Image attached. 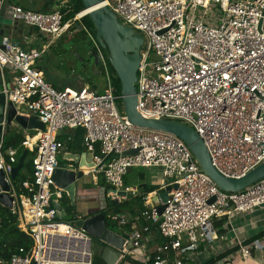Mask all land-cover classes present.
<instances>
[{
    "label": "built area",
    "instance_id": "obj_1",
    "mask_svg": "<svg viewBox=\"0 0 264 264\" xmlns=\"http://www.w3.org/2000/svg\"><path fill=\"white\" fill-rule=\"evenodd\" d=\"M101 4L144 38L136 82L137 109L143 116L192 126L203 138L213 165L226 177H241L264 162V0H102ZM3 6L13 19L54 37L70 33L73 23L87 14L81 11L64 21L59 9L42 12L0 0V11ZM79 29L93 40L105 68L103 91L90 85L59 88L48 81L38 66L46 45L25 49L9 38L0 44V93L18 113L35 114L45 124L43 131L25 130L22 145L35 154L33 173L18 189L11 178L18 148L3 152V139L0 142V169L14 197L10 212L32 241L28 248L19 246L9 259L0 257V264H95L94 237L76 222L59 218L60 210L53 204L64 194L53 179L64 147L57 132L76 127L84 129V145L94 163L85 173L102 174L104 188L118 201L128 195L143 201L145 208L135 218L149 224L132 222L128 210L108 215L125 228L121 258L131 254L130 246L141 249L142 264H194L196 257H216L224 240L218 223L231 225L235 214L263 206L264 178L241 191L223 190L179 136L134 124L120 111L117 102L122 94L114 89L105 52L85 25ZM28 44L32 45L30 40ZM130 167H157L164 178L161 187L172 185L161 214L152 191L142 193L138 185L125 183ZM150 224L165 239L152 248ZM236 245L235 252L214 264H227L234 254L251 257L254 250L264 249V237Z\"/></svg>",
    "mask_w": 264,
    "mask_h": 264
},
{
    "label": "water",
    "instance_id": "obj_2",
    "mask_svg": "<svg viewBox=\"0 0 264 264\" xmlns=\"http://www.w3.org/2000/svg\"><path fill=\"white\" fill-rule=\"evenodd\" d=\"M84 9L91 8L87 11L94 27L96 29V39L102 48L108 50V60L112 64L117 76L121 82L122 103L124 112L129 119L136 125L147 128L160 129L172 132L183 139L192 150L195 158L199 162L202 170L207 172L220 188L226 191H241L255 182L264 178V162L251 169L241 177H226L220 173L213 165L210 154L203 138L190 125L176 119L166 118H148L143 116L137 109V78L138 69L142 61L140 52L144 43V38L135 29L119 21L117 15L108 7L100 5L102 0H82ZM24 26L22 19H13L7 13L6 6L0 11V44L5 38H9L12 44L25 49H31V44L23 42L22 37L14 36V31H22ZM50 34V33H46ZM51 35V34H50ZM93 55L96 62L99 63L98 52L95 50ZM5 121V133L10 131L13 123L19 125L24 130H41L45 129V124L35 114L25 115L18 113L12 102L6 103V97L3 92L0 93V142L3 139V123ZM62 130H58V136ZM136 150H130L128 153H135ZM28 155V149H24L19 156L18 163L14 166L11 173L13 181L19 176L20 171L25 165ZM114 156H118L117 153ZM109 156L106 157V159ZM87 167L93 166L91 157H88ZM86 175L83 168L77 165L58 166L53 173L55 183L64 189L69 197L74 200L77 190V184L82 177ZM6 173L0 169V205L10 209L14 197L11 195L12 185L5 179ZM177 187V185H173ZM172 189V185H167L163 192L156 195L158 200V212L161 214L165 205L161 204L167 200V194ZM121 194H125L121 191ZM214 198L211 199L213 201ZM116 202V199L113 200ZM58 207V206H57ZM58 217L63 218L65 211L61 206ZM1 224V218H0ZM76 225L82 227L93 237L99 238L106 243L103 249L102 257L107 264H117L121 258V250L124 247L125 238L120 232L110 229L107 225L104 212L96 213L87 218H81L76 221Z\"/></svg>",
    "mask_w": 264,
    "mask_h": 264
},
{
    "label": "crops",
    "instance_id": "obj_3",
    "mask_svg": "<svg viewBox=\"0 0 264 264\" xmlns=\"http://www.w3.org/2000/svg\"><path fill=\"white\" fill-rule=\"evenodd\" d=\"M19 5L23 6L26 9H31V10H42V9L50 10V9H55L59 7L58 6L59 4L58 2H56V0H27V4L25 5L19 4ZM35 6L37 7L36 9H34ZM31 27H34V26H29V25L24 24L22 31L20 30L14 31V36L22 37L23 42L24 43L27 42V44L30 40L33 46L34 39L31 37L30 35L31 33L29 31ZM49 44L50 43L44 44L46 45V50L43 53L47 52L49 48ZM93 57L95 56L93 55ZM95 63H97L96 58H95ZM44 75L48 81L53 83L52 79L47 77L45 73ZM2 84H3L2 73L0 71L1 87H2ZM83 85H89V84H87L85 81L81 79H77V80L67 81L64 84L58 85L57 87L59 88H63L66 86L80 87ZM13 125H15V123H13L12 126ZM84 132L85 131L82 127L62 129L61 135H64V138L61 139V136L60 135L58 136L64 143V147L61 149L60 153L58 154V160L61 165H65V164L77 165L83 169L87 167L86 165L88 164L87 160L89 156L91 157V152L88 151L84 145ZM24 169L20 171V174L21 173L28 174L29 176L30 174L28 173V171ZM85 176L86 177L90 176L91 179L87 181L86 180L82 181L80 179L78 181L77 190H76L77 192H76L74 200H72L69 197L66 191H64L63 197L59 199V201H55L54 199L53 204L55 205V207L61 206L62 209L65 211V215L62 219H66L67 221L76 222L81 218L82 219L87 218L89 216H92L102 211L103 209H106L109 206V201L115 200L113 197L109 196L108 194L109 189L104 188L105 180L102 174L93 175L91 173H86ZM125 183L127 185H131L128 183L127 175L125 176ZM147 184L154 185V183H148L146 181L138 185L142 193L145 192L143 189V186ZM16 187L18 189V186ZM161 189L164 191V189L160 185L159 189H155L154 191H152L153 201H156V195H159V192L161 191ZM127 200L128 202L125 203L124 206H115L111 210L115 212H121L124 210H128L132 214V217H133L132 222H135L138 225H141L144 223L149 224V221L144 218H140L139 220L135 218L139 216L140 212L142 211L143 201L142 199H140V196L133 197L131 195H128V198L122 201H127ZM122 201H118L116 199V202H122ZM4 208H5L4 206L0 205V213L2 212V209ZM218 224L220 225V229H223L221 230V234L224 236V240L219 242L220 251L222 252L238 244V241H245L248 238L253 237L257 235L258 233H261L262 231H264V205L257 207V209H253L248 212H241V213L235 214L234 217L232 218L231 225L221 224V223H218ZM112 225L114 227L116 226L117 228V229L112 228V230L124 234L125 228H121L115 222H113ZM150 226H151V236H152L150 247L152 248L155 243L161 242L160 240L162 239V237L156 225L150 224ZM262 237H264V235L261 236L260 238ZM139 254H141L142 256L141 249L139 251ZM130 256L131 257L134 256L132 254V251H131V254L127 255L126 257L120 258L118 261L119 264L124 262V260H126ZM135 258L140 260L139 255L135 256ZM203 259H204L203 257H196L195 262L199 264ZM227 264H264V249H258L254 256H251L247 259H243L242 257H240L239 254H234V257H232V259L228 261Z\"/></svg>",
    "mask_w": 264,
    "mask_h": 264
},
{
    "label": "rangeland",
    "instance_id": "obj_4",
    "mask_svg": "<svg viewBox=\"0 0 264 264\" xmlns=\"http://www.w3.org/2000/svg\"><path fill=\"white\" fill-rule=\"evenodd\" d=\"M65 1L67 0H62V5H65ZM17 3L25 5L27 4V0H8V4ZM36 8L37 7L35 6L34 9ZM53 10L54 9H50V11ZM36 11L44 12L48 11V9ZM76 24L77 23H75V29H72L70 33H65L61 37H54L50 34H45L39 31L35 27H31L29 31L31 33V37L34 39V48L41 49L44 44L50 43L47 52L43 53L42 56L38 59V66L43 69L47 77L52 79L55 86L64 84L65 82L70 80L81 79L87 84H89L91 87L103 91L106 87L105 68L102 63H95V57H92L91 54V49L94 48L91 44V38L88 36L87 33L85 34L86 37H84V34L79 31V26L77 25L76 27ZM144 48L145 45H142V49ZM101 49L104 52L106 51L105 48ZM152 59L153 58L151 57L150 60ZM117 103L120 108V111L123 112L124 106L122 100H119ZM11 129L24 130L22 127L16 124L11 126ZM30 133L36 132L34 130H31ZM60 136L61 139L64 138V135ZM34 155L35 154L33 152H28V158H26V160H33ZM90 179V176H84L81 180L87 181ZM163 179L164 178L162 176L161 170L157 167H130L127 173V180L128 183L131 185H139L140 183L146 181L148 183H154V186L157 187L156 189H159ZM161 192H163L162 189L159 194ZM154 202L155 204H158L159 201L156 200ZM255 209H257V207ZM111 211H109L107 214L109 215ZM63 220L67 221L66 219ZM111 222L113 223L115 221L110 220V223H107L108 227L110 229H117L116 226L114 227ZM102 242L103 241L99 238L94 237V249L96 253L103 250L106 246V243L103 242L105 245H102ZM130 247L134 256L128 257L121 264H137L136 262L143 263V261L145 260L144 257L139 254L140 248L132 246ZM256 251L257 250L253 251L252 256L256 254ZM137 255L140 256V260L135 258V256Z\"/></svg>",
    "mask_w": 264,
    "mask_h": 264
},
{
    "label": "trees",
    "instance_id": "obj_5",
    "mask_svg": "<svg viewBox=\"0 0 264 264\" xmlns=\"http://www.w3.org/2000/svg\"><path fill=\"white\" fill-rule=\"evenodd\" d=\"M56 2H58V8L59 10L63 13V20L66 21L68 19H72L74 16H76L77 13L81 12L85 6L83 4L82 0H67L65 1V5H62V0H56ZM57 9V8H56ZM55 10V9H54ZM50 11V10H48ZM75 23L76 27L81 26V25H85L87 27V29L90 30V32L93 34L94 38H96V29L94 27V24L89 16V14H85L80 20H76L73 25H72V29H75ZM82 34L87 33L85 30L80 29L79 30ZM91 44L94 47V43L93 40L91 39ZM102 48V47H101ZM95 49V47L93 48ZM106 59H107V65L109 68V71L112 75V82H113V86L115 91L118 94H121V82L119 77L117 76L112 64L110 63V61L108 60V50L106 49ZM57 87V86H56ZM25 139V131L24 130H20V129H10V131L6 132L4 134L3 137V142H2V150L3 152H5L8 148L10 147H16L18 148V156L21 155V153L24 150V147L22 145V142ZM28 158V156H27ZM26 169L28 171V173L30 174L28 176V174H23L21 173L16 180L14 181V184L16 186L19 187L20 183L27 178H30L32 176L33 173V160H26L25 161V165L23 167V169ZM105 183V182H104ZM111 188V187H110ZM157 187L154 186L153 184H147L143 186V189L145 192L143 193H148L151 192L153 190H155ZM141 199V196H140ZM127 201H122V202H114L112 200L109 201V206L106 209H103L102 212H104L107 223H110V218L108 217V212L111 211V209H113L115 206H124L125 203H127ZM144 205L142 204V209H144ZM0 217L2 218L1 220V224H0V257L3 259H9L11 254L19 247V246H24V247H30L32 241L31 238L21 229H19V227L16 224V217L11 214L10 209L8 208H4L2 209V212L0 213ZM223 229H220V231ZM264 235V231H262L261 233H258L257 235L248 238L247 240H245V244L250 243L252 240L256 239V238H260L261 236ZM165 239L162 237V239L160 240L161 242H163ZM102 245H105L102 242ZM238 248V245H235L233 247H230L222 252H220L216 257L214 258H204L199 264H214L216 262L217 259L221 258V257H225L227 255H230L231 253L235 252L236 249ZM102 252L103 250H101L100 252L96 253L95 255V264H107L106 261L103 259L102 257ZM230 261V260H228ZM227 261V262H228ZM137 264H142L141 262H136ZM148 264H151L150 262ZM194 264H197L196 262Z\"/></svg>",
    "mask_w": 264,
    "mask_h": 264
},
{
    "label": "bare ground",
    "instance_id": "obj_6",
    "mask_svg": "<svg viewBox=\"0 0 264 264\" xmlns=\"http://www.w3.org/2000/svg\"><path fill=\"white\" fill-rule=\"evenodd\" d=\"M100 5H102V4H100ZM89 10H91V8L83 9L82 11H83V13H87V11H89Z\"/></svg>",
    "mask_w": 264,
    "mask_h": 264
},
{
    "label": "flooded vegetation",
    "instance_id": "obj_7",
    "mask_svg": "<svg viewBox=\"0 0 264 264\" xmlns=\"http://www.w3.org/2000/svg\"><path fill=\"white\" fill-rule=\"evenodd\" d=\"M95 50L94 49H91V54H92V57H93V52H94Z\"/></svg>",
    "mask_w": 264,
    "mask_h": 264
}]
</instances>
